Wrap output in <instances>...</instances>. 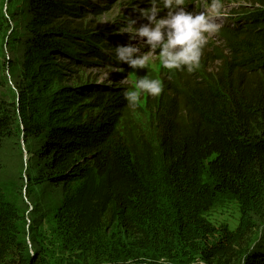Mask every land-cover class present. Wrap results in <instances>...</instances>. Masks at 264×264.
Returning <instances> with one entry per match:
<instances>
[{
	"label": "trees",
	"instance_id": "16d2710c",
	"mask_svg": "<svg viewBox=\"0 0 264 264\" xmlns=\"http://www.w3.org/2000/svg\"><path fill=\"white\" fill-rule=\"evenodd\" d=\"M88 1L0 0V30L3 6L18 4L11 34L20 33L17 56L1 64L14 89L11 101L0 95V173L17 126L31 142L36 173L28 180L57 200L73 256L67 264H264L260 79L241 72L229 82L190 85L193 101L181 99L183 108L158 110L148 126L119 124L121 95L88 97L84 85L70 84L71 67L86 64L82 55L106 36L83 24ZM243 19L248 27L237 32L248 52L236 60L264 66V10ZM217 194L240 203L234 231L204 217ZM21 219L0 187V264H47L36 248L27 256Z\"/></svg>",
	"mask_w": 264,
	"mask_h": 264
},
{
	"label": "rangeland",
	"instance_id": "374dc122",
	"mask_svg": "<svg viewBox=\"0 0 264 264\" xmlns=\"http://www.w3.org/2000/svg\"><path fill=\"white\" fill-rule=\"evenodd\" d=\"M91 8L86 12L83 24L93 29V32L105 33L106 36L100 39L102 45H94V50H101L94 54L90 50V56L82 55L86 64H78L71 67L73 73L69 74L71 85L78 84L86 87L91 97L94 92H113L119 94L125 101L126 108L122 112H116V116L121 121L126 120L128 124L148 126L150 121L156 117L158 110L170 113L173 110L183 108L181 99L193 101V94L190 85L217 84L219 78L224 82L236 78L244 73L245 77L260 79L264 91V66L242 65L235 56H247L248 51H244V42L237 32L238 29L248 27L245 19L249 14L263 11L264 5L256 4L254 0H222V15L217 18V23L221 25L220 30L209 37L208 43L203 49L200 67L192 72H169L160 64L158 56L149 53V63L143 69H131L127 64H120L115 59V47L137 41L129 40V34L123 33L122 29L127 23V19L137 21L135 27L147 23L139 15L140 9L148 8V0H89ZM88 1V2H89ZM210 0H185L187 11H206ZM3 6L2 23L0 30V95L4 94L9 101L13 99V80L6 67L1 64L5 56L16 57L19 44L17 36L20 33L11 34L15 26L12 12L17 11L18 4L13 6ZM15 8V9H14ZM167 10L159 13L165 15ZM247 25V26H246ZM15 29V28H14ZM10 36V37H9ZM110 39V41H109ZM115 44L112 46V44ZM237 48L241 53H236ZM147 52L148 48L142 49ZM158 51V50H157ZM243 62V61H242ZM245 63V61H244ZM263 64V63H262ZM253 67L248 68V67ZM260 73V76H259ZM148 76L152 79H160L164 89L159 96L143 94L139 102L132 106L125 99L124 93L135 88L137 79ZM90 90V91H89ZM89 101H93L92 98ZM104 104L105 101H102ZM96 112H92L94 115ZM15 137L5 142V150L2 153L3 169L0 173V187L3 190L5 200L10 203L21 219L18 226L24 233L25 244L27 245V256L32 255L35 248L47 264H67L73 261V256L67 250V242L64 228L60 224L56 215L55 195L50 190L43 189L42 186H35L30 183L29 176L36 173V167H30L31 155L28 154V144L24 143V138L17 126L14 128ZM34 163V162H33ZM49 192V193H47ZM46 206V208H42ZM240 203L238 199L228 194H217L211 209L204 214L205 219L216 229H228L234 231L239 223ZM40 214V215H39ZM212 240V239H211ZM136 254H138L135 251ZM152 257V255H150ZM154 257V256H153Z\"/></svg>",
	"mask_w": 264,
	"mask_h": 264
},
{
	"label": "clouds",
	"instance_id": "9594fccd",
	"mask_svg": "<svg viewBox=\"0 0 264 264\" xmlns=\"http://www.w3.org/2000/svg\"><path fill=\"white\" fill-rule=\"evenodd\" d=\"M148 3V8L139 10L140 17L147 23L135 27L137 21L127 19L122 29L123 33L129 34V40H135L137 44L115 47V59L133 70L143 69L147 67L151 53L158 56L162 67L169 72L196 71L209 37L220 30L217 18L222 15V0H210L206 11L201 12L187 11L185 0H148ZM164 10H167L165 15L159 16ZM145 47L147 52L142 51ZM163 89L160 79L146 75L138 78L135 88L124 95L134 106L143 94L159 96Z\"/></svg>",
	"mask_w": 264,
	"mask_h": 264
},
{
	"label": "water",
	"instance_id": "95a60500",
	"mask_svg": "<svg viewBox=\"0 0 264 264\" xmlns=\"http://www.w3.org/2000/svg\"><path fill=\"white\" fill-rule=\"evenodd\" d=\"M200 264H203V263H200Z\"/></svg>",
	"mask_w": 264,
	"mask_h": 264
}]
</instances>
